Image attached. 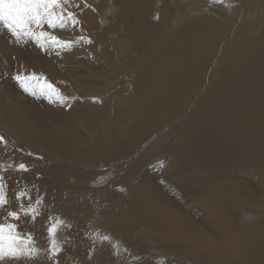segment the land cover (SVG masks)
<instances>
[{
  "label": "bare ground",
  "instance_id": "1",
  "mask_svg": "<svg viewBox=\"0 0 264 264\" xmlns=\"http://www.w3.org/2000/svg\"><path fill=\"white\" fill-rule=\"evenodd\" d=\"M99 1L75 0V26H44L69 42L67 49L18 44L0 32V158L36 161L19 157L16 143L54 164L0 174L9 200L0 221L17 210L13 192L26 183L42 209L35 223L15 221L38 241L39 254L8 264H51L40 247L48 216L70 227L56 234L59 264H85L90 249L98 264H111L114 252L135 257L129 248L145 237L187 258L264 264V221L235 226L223 203L264 218V14L254 31L237 32L240 12L204 11L205 0H105V15ZM223 1L255 14L249 0ZM226 41L230 50L222 55ZM9 66L18 68L12 77ZM226 72L234 83L204 101ZM18 73L37 75L63 99L25 92L13 78ZM180 120L183 139L162 155L166 129ZM161 156L155 171L150 164ZM91 182L96 186L82 188Z\"/></svg>",
  "mask_w": 264,
  "mask_h": 264
},
{
  "label": "snow or ice",
  "instance_id": "2",
  "mask_svg": "<svg viewBox=\"0 0 264 264\" xmlns=\"http://www.w3.org/2000/svg\"><path fill=\"white\" fill-rule=\"evenodd\" d=\"M214 2H222V0H214ZM87 6L85 3V7ZM71 7H79V4L75 0H0V32L6 31L18 44L32 41L42 49L46 44H51L53 47L70 48L69 42L59 40L56 36L51 35L44 30V26L47 25V28L53 30H64L70 25H77L79 20L76 18V14L70 10ZM13 78L25 92L32 95H36V89H39L42 94L48 96L50 101L53 95L63 99L51 84L45 82L41 85V78L35 74L22 75L18 73ZM3 142L4 138L0 137V143ZM18 170L27 171V167L20 163ZM25 195L24 191H20L16 194L15 199L20 201ZM40 203L38 198L36 205ZM8 204L6 184L4 177L0 176V209L5 208ZM18 207L19 211H7L4 220L0 221V262L3 264L21 259H34L40 251L30 233L25 234L19 230L17 223L9 222L19 221L21 213L34 221L38 215V209L31 204L25 207L22 203ZM61 223L56 221L47 228L50 242L47 251L51 258H55L62 251L56 239ZM102 239L107 241L109 237L105 236Z\"/></svg>",
  "mask_w": 264,
  "mask_h": 264
},
{
  "label": "rangeland",
  "instance_id": "3",
  "mask_svg": "<svg viewBox=\"0 0 264 264\" xmlns=\"http://www.w3.org/2000/svg\"><path fill=\"white\" fill-rule=\"evenodd\" d=\"M205 1H206V3H204V7H203L204 11H215V12L220 13L222 9H226V6H227V8H232V9L236 8L237 13L240 12L239 17H240L241 24L243 25L242 29L238 30L237 32H242V31L247 32L248 30L254 31L256 26H258L257 24L259 21V14L260 13L264 14V0H249V2L251 4L252 3L254 4V5L253 4L251 5V8L255 10V14L252 15V17L245 16L246 15L245 10L249 6L245 7L246 5L244 3H240L239 5H237V3H231V4L226 5L225 4L226 2L223 0H222V2H214V0H205ZM104 2H105V0L99 1V3L102 6V8H99V9L103 13V15L106 14V8L104 7V9H103ZM154 2H156V1H154ZM95 8L98 10L97 4H95ZM244 13H245V15H244ZM44 30H47V29H44ZM4 32L7 33L6 31H4ZM47 32L52 33V34L55 33L54 31H47ZM114 40H115V38L111 37V40L108 43H106V45H109L112 48V50H113V46L115 45ZM229 46L230 45L227 41L224 42L222 44L220 54L223 55L224 52H226L227 50H230ZM52 48L55 49L56 47L54 48L52 46ZM220 54H219V56H220ZM216 59H218V57ZM17 69L18 68H16L15 66L7 67V72H6L7 76L12 77L13 73H17ZM207 77L210 78L211 76L208 75ZM206 80H207V78H206ZM234 81H235L234 76L229 75L228 72H226V74L224 76L220 77L219 80L215 81L216 83L211 87V90L206 93L203 100L204 101H206V100L211 101L212 99H214L213 96L218 97V96L224 94L227 91L229 85L233 84ZM206 83H207V81H206ZM206 83H205V85H206ZM59 85H61V82L59 83ZM2 87L3 86H1L2 92L0 91V93H5L6 89L2 90ZM11 91L14 94V97L16 95H19V92L16 88H12ZM81 98H82V100H84L85 96H82ZM205 110H206L205 104L204 105L201 104L199 112H198V114H195V116L200 118V115L204 114ZM187 112L188 111L185 110V113H183V116ZM195 116H192V118H195ZM172 124H173V126H171L172 129L170 128V125L166 129L167 131L169 130V133H168L167 137L165 138L166 140L164 141L165 147H163V148L165 149V151L162 152V155H165V153L167 151H169L170 149H172L176 145H178L184 137L183 134L181 136V134L178 133L179 131L184 130V128L182 127V126H184V122L180 120V121H177V122L172 123ZM0 128H1V126H0ZM179 134H180V136H178ZM19 141H21V140H19ZM2 144H4V143H2ZM13 146L16 149V151L19 153V157H21V155H22L24 158L29 157L30 159H33L36 161L35 162L33 161L32 164H30V165L29 164L26 165V163L24 162L23 159L15 161L13 158H0V174L6 173L8 171L15 172L16 174H21V173L26 172V171L18 170V165L20 163L25 164L27 167V170H30V169L32 170L35 168L43 169V168L54 165L52 161H50V160L45 161V158L42 155H37V154L32 153L30 150L23 149V147L19 146V144L14 143ZM151 151H153V150H151ZM134 155H133V157L138 156L137 153H136V156H134ZM164 157H166V156H163L160 159L159 158L155 159L154 161L151 162L150 165H152L153 168L155 166V169H154L155 171L159 170V167L158 166L156 167V164L160 160L164 159ZM37 160H39L40 162ZM111 169L113 170V168H111ZM100 170H101V168H100ZM104 170H106V169H104ZM111 174H112V176H111ZM109 175H110V178L114 177L113 173H110ZM101 180L106 181L105 176H101ZM67 181H69V182H67ZM26 184H23L22 187L18 186V189L13 192V201L17 206H19V204L22 203L25 207H27L29 204L33 205L34 207H37L38 215L36 216L34 221L30 217H26L23 215V213H21V219L32 224V223H35L37 220L40 219V217H41L40 214L42 212V209L40 207L41 203L39 205H36L37 199H32L29 197V194L27 192V189H29V188L24 187V186H27ZM66 184L72 185V181L66 180ZM74 185L75 184H73L72 186H74ZM95 186L96 185L93 182H91L89 184H86V183L82 184V188L85 187L87 189H91ZM120 188L121 187H119V186H114V191H117V192L120 191V193H122ZM25 189H26V191H25ZM34 190H38L35 184H34ZM20 191H24L26 193V195H25V197H23L18 202L14 197ZM25 203H27V204H25ZM223 203H225L227 210L229 209V212H231L230 215L232 216L231 217L232 222L235 226L239 227V226L245 225L247 223H255V222L264 221V218L262 216H260V214L259 215L252 214L244 208L242 209V208H239L237 205H233L232 203H229L227 200H224ZM1 211H2V209H1ZM17 211H19V207L17 208ZM5 217H6V214H5ZM9 222H15V221H9ZM55 222L56 221L51 216H48V219L46 220V223H45V233H44V237H43V239L45 240L44 244L46 246L44 244H43V247L40 246L41 250L43 249L42 251L44 253L42 252V254H44V255L46 253L47 255L50 256V253L47 251V249L50 247L47 228L50 227L52 225V223H55ZM66 229L69 231L70 227L66 228V227H64V224L61 223L59 228H58L57 234H63L66 231ZM78 232H80V231L79 230L77 231L75 239L77 238ZM33 239L35 241V245H37L38 241H36L34 237H33ZM73 242H74V239L72 240V243ZM132 243H133L132 248L131 247L129 248V251L127 254H131V255L133 254V255H135V257H131V258H127V259H121V258H119V255L114 252L115 254L112 253V256L109 255L112 259L107 261V262H110L111 264H137L139 261L138 260L139 257L147 256L146 260H147V262H149L148 264H218L216 262L209 261V259L204 257V256H196V257L187 258L185 255L178 254V253H180L178 251V249L167 248V247L161 245L160 243H157V242H155V241H153L147 237L141 239L140 242L138 241L137 243L136 242H132ZM90 245H93V243ZM171 249H173V250H171ZM90 250L91 251L88 252L85 256H82V262L85 264H96L97 262L93 261L94 253H92V251H94V250H92V249H90ZM162 252H164V253H162ZM144 253H146L148 255H146V254L143 255ZM166 253H168V254H166ZM137 254H139L140 256H137ZM125 256H126V253H125ZM50 259H51V264H59V259L57 256L55 258H51V256H50ZM91 262H93V263H91ZM0 263L3 264V262H0Z\"/></svg>",
  "mask_w": 264,
  "mask_h": 264
}]
</instances>
